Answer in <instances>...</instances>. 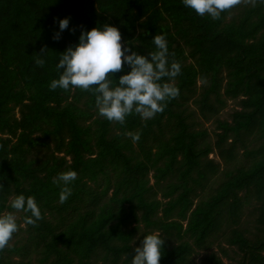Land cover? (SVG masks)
<instances>
[{"label": "trees", "instance_id": "trees-1", "mask_svg": "<svg viewBox=\"0 0 264 264\" xmlns=\"http://www.w3.org/2000/svg\"><path fill=\"white\" fill-rule=\"evenodd\" d=\"M64 17L69 29L54 39ZM104 23L144 55L165 34L170 59L181 63L180 94L153 119L110 122L91 92L50 89L61 52ZM230 99L240 109L219 118ZM191 103L217 123L215 141L198 128ZM241 152L244 162L224 169L214 187L223 164L210 154L229 166ZM67 170L77 179L61 204L53 181ZM21 193L36 198L42 219L11 245L13 234L0 264H28L34 255L45 264H97L101 254L128 264L153 231L165 242L160 264H191L216 242L226 257L222 242L235 248V264H264V4L243 0L213 20L182 0H0V212L14 211L10 201ZM208 260L228 264L216 253Z\"/></svg>", "mask_w": 264, "mask_h": 264}, {"label": "clouds", "instance_id": "clouds-1", "mask_svg": "<svg viewBox=\"0 0 264 264\" xmlns=\"http://www.w3.org/2000/svg\"><path fill=\"white\" fill-rule=\"evenodd\" d=\"M243 0H182L185 8L194 10L201 17L219 20L223 13L240 5ZM264 4V0H259ZM68 17L58 22L59 31L54 39H60L63 31L69 29ZM154 49L147 55L132 50L122 43L119 27L104 23L89 30H82L78 42L68 46L59 58L56 68L59 78L50 82V89L70 91L80 89L95 96V108L100 117L124 125L132 115H139L144 121L162 113L170 100L180 94L174 83L182 72V65L170 59L165 34H155L151 39ZM44 53V52H43ZM41 53V54H43ZM43 65V59L35 61ZM125 66L129 69L124 71ZM122 74L118 77L116 73ZM133 143L140 139V133H125ZM77 179L75 170L61 172L54 178L60 185L59 202L65 203L72 195L71 184ZM10 209L0 212V250L9 246L13 234L18 231V217L15 212L25 213L24 223L35 225L42 219L41 208L34 196L21 193L11 199ZM164 239L159 231L143 235L135 248L131 264H160L164 255Z\"/></svg>", "mask_w": 264, "mask_h": 264}, {"label": "rangeland", "instance_id": "rangeland-1", "mask_svg": "<svg viewBox=\"0 0 264 264\" xmlns=\"http://www.w3.org/2000/svg\"><path fill=\"white\" fill-rule=\"evenodd\" d=\"M189 110L190 112H194V118L195 120L198 122V128H204V129H208V131L210 132L211 136L210 139L211 141H215L216 139V126L217 123L215 122V120L212 121H205L201 115L199 110L197 109L196 105L194 103H191L189 105ZM240 109V102L239 99H230L227 102L226 107L222 110L221 114L219 115V118L221 119H225V120H231L233 113L236 110ZM242 154V152H241ZM210 158H214L217 161H221L222 162V172L220 173V175L215 178L214 182L212 183V185L214 187H216V185L222 181L223 179H225V176L223 174L224 169L230 168L233 169L236 166L240 165L241 163H243L244 161V156L243 154L240 156L239 160L233 162L232 164H230L229 166H226V164L223 162V160H221L218 155L216 153H211L210 154ZM152 176V175H151ZM152 181L154 182L153 178ZM207 195V192L203 193V197H205ZM161 196V195H160ZM8 212V211H6ZM15 214L18 217V231L15 232V237H13V240L11 242V245L14 243H18L21 242L22 240H24V238L27 237V232L25 231L26 229V224L24 223V219H23V212H15ZM253 216L250 214L249 211H247V216L245 218V226L251 228L253 227ZM138 223H133L132 226L137 225ZM145 230V226L143 225V223H141V230L139 232V235L136 237L135 241H137V239H139V237L141 236V234H143V231ZM222 246L225 247L228 252H229V257H226L224 255V253H222L220 246H219V242H216L213 246L207 248V249H203V250H198L192 258V262L191 264H210L208 257L210 254L212 253H216L225 263L228 264H235L237 262V259L239 258L238 254L235 251L234 247L229 246L228 244H226L225 242H222ZM14 259L18 260V261H22L23 259L19 256H14ZM28 264H45L42 263L39 260V257H37L36 255H34L31 258V261H27ZM97 264H112L111 262L105 261L104 257L102 256V254L100 255V257L97 259ZM128 264H131L128 263Z\"/></svg>", "mask_w": 264, "mask_h": 264}]
</instances>
